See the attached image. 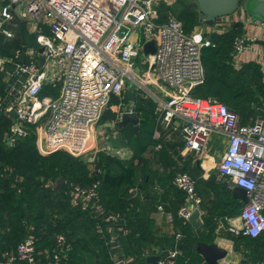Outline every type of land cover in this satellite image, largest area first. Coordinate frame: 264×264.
<instances>
[{
  "label": "built area",
  "instance_id": "1",
  "mask_svg": "<svg viewBox=\"0 0 264 264\" xmlns=\"http://www.w3.org/2000/svg\"><path fill=\"white\" fill-rule=\"evenodd\" d=\"M160 1L0 0V32L12 37L14 33L4 25L22 20L36 44L17 50V61L0 54V70L6 77L0 111L11 116L12 133L24 135L33 126L41 153L65 149L84 156L96 141L98 122L111 96H120L131 84L155 101L161 123L168 125L175 118L182 124L186 150L198 154L207 146L212 132L225 133L227 143L219 157L218 173L225 177L228 188L242 187L247 197L239 210L240 223L227 228L236 235L256 237L264 232V115L244 124L236 111L217 99L192 95L205 74L201 47L211 41L199 29L184 31L173 17L159 21ZM254 28L261 34L257 36ZM260 35L264 36V21L256 19L253 29L234 37L231 55L233 66L238 68L246 62L257 63L264 81V46L256 42ZM150 39L155 40L156 51L147 55L142 45ZM21 55L24 60H20ZM39 56L44 58L42 64ZM137 57L144 64L142 69L135 64ZM46 85L56 93H42ZM120 106L110 104L118 114L134 111L132 103ZM12 141L10 137L9 143ZM103 145L101 149L121 158H128L132 152L112 146L107 139ZM98 184V179L87 185L70 182V201L110 222V256L117 264H127L126 258H115L114 254L121 247L118 235L128 229L124 220L114 222L122 218L117 212L103 208ZM172 184L184 192L185 200L177 214L187 221L201 201L195 178L186 171L176 172ZM131 191L136 192V186ZM156 208L163 210L161 204ZM165 215L172 221L170 212ZM174 237L168 254L156 264L173 263L181 233L174 232ZM68 249L65 236L58 233L55 247L37 255L36 239L28 234L13 250L5 252L0 264H61ZM216 264L232 263L221 258ZM241 264H264V260Z\"/></svg>",
  "mask_w": 264,
  "mask_h": 264
},
{
  "label": "trees",
  "instance_id": "2",
  "mask_svg": "<svg viewBox=\"0 0 264 264\" xmlns=\"http://www.w3.org/2000/svg\"><path fill=\"white\" fill-rule=\"evenodd\" d=\"M157 11L159 21L173 17L181 22L184 31L193 30L201 22L194 1L176 0L174 4L161 1ZM4 26L14 34L13 38H7L0 32V54L17 61L15 52L33 46L34 36L28 32L25 21H13ZM241 31V24L236 22L226 31L210 35L211 44L201 47L204 78L191 93L194 97L217 99L230 110L236 111L241 123L247 124L253 123L255 117L264 115V81L257 63L246 62L239 68L232 64V42ZM23 57L21 55L20 60H24ZM4 82L3 71L0 70V96L6 94ZM42 93L53 94L56 90L46 85ZM130 102L139 117L138 125L123 126L115 147L122 146L120 141L124 140L123 145L132 150L131 155L121 158L100 149L94 161H87L83 156L73 155L65 149L41 153L33 126L24 135L12 133L11 116L0 111V261L5 252L13 250L28 234L35 237L37 255H42L55 247V235L62 233L69 243V249L61 264H85L82 259L87 255L93 258V264H117L110 256V243L107 242L110 222L81 209L79 205H73L68 194L70 182L87 185L99 180L98 200L106 211L113 210L122 217L114 222L125 221L128 231L126 234L120 233L117 239L124 257H133L135 264H146V251H152L160 242L152 238L146 225L150 221L148 214L158 204L162 205L163 211L173 215V233H181L179 253L173 264H189L196 255L194 250L198 241L212 242L217 219L237 215L243 204L234 199L224 182L219 183L213 198L207 201L201 231L194 232L191 223L183 221L177 214L185 200L183 191H174L179 199L169 208L164 202L167 196L161 194L157 198L144 189L141 182L137 181L138 164L143 160L146 147L155 143L152 131L157 120L156 103L150 96L144 95L141 89L132 86L126 87L120 96L112 95L109 104L120 103L122 108ZM116 115L117 112L108 107L99 122L114 119ZM10 137L13 140L11 144ZM112 142L115 141L112 139ZM183 170H187L185 166ZM173 175H168L162 184L166 192L176 188L172 184ZM59 178L63 179V183L57 188ZM133 186H136L137 191L130 193L129 188ZM263 234L252 237L242 233L232 239L236 245L242 242L245 246L259 248L264 241ZM169 238L170 246H173L174 234ZM261 251L263 255L259 254ZM244 257V261L264 260V250L245 253Z\"/></svg>",
  "mask_w": 264,
  "mask_h": 264
},
{
  "label": "crops",
  "instance_id": "3",
  "mask_svg": "<svg viewBox=\"0 0 264 264\" xmlns=\"http://www.w3.org/2000/svg\"><path fill=\"white\" fill-rule=\"evenodd\" d=\"M255 20L256 19H254L252 15H250L244 9V6L241 5L240 3L237 9L234 10V12L231 15L218 17L213 24L200 22L194 27V29L201 30L202 33L209 38L211 34L215 32L222 33L226 31L229 27H231L233 23L237 22L241 24V29H242L241 32L243 33L245 31H248L249 29L251 30V28L253 29ZM254 30L257 36L261 34L260 30H257L255 28ZM260 37L264 38L263 35L262 36L260 35ZM33 46H36V44H34ZM128 85L129 86L127 87H132L131 84ZM130 103H128V105ZM124 106L127 107L126 105ZM133 109L135 112V106ZM155 111H156V107H155ZM119 117L120 114L117 113L114 119L102 123L98 122L99 127L97 133H102L103 130L105 131L106 128H109V131L107 130L106 133L112 135L111 138V142H112V139L114 141L118 140L117 139L118 136L120 137L118 133L120 134V129L123 126L128 124L129 125L131 124V126L138 125V123L132 124L131 122H126L122 127H119L117 124ZM159 117L160 115L156 111L157 120H156V125L154 126L152 131V139L155 143L148 145L144 151V154L142 156L143 160L140 161V163L138 164L139 170L137 175V181L139 180V182H141V185L144 186V189L146 188V191L151 196L157 198H159L161 194L167 196V199L164 202L167 205V207L171 208L172 205L174 203H177L179 199L178 196L174 195V191L175 193L176 192L182 193V190H179L176 187L166 192L165 189L162 188V184L164 181L167 180L166 178L168 177V175H173L176 172H180L181 170H183V166H185L187 170H183V171H187L191 176H193L196 179L198 183V185L196 183V192L198 196L201 197V201L198 207L200 212L199 214L201 219V225L198 228H194L193 226L192 228H193V232L196 230L201 231L203 225L204 213L208 207L207 201L213 198L214 196L213 194L216 188L218 187L219 183L224 182L225 186L228 188L225 177L219 175L217 170L218 162L220 160L219 157L227 143L226 135L225 133L218 130L216 132H212L207 146L197 154L194 151H188L184 148V141L182 140L181 137L182 124L177 119L174 118L170 122V124L165 125L164 123L160 122ZM158 120L159 122H157ZM103 126H107V127L105 128ZM97 138L98 136L96 137L94 146H96ZM111 144L112 146L115 147L113 143ZM120 144H122V146L120 147H126L123 145L124 140H122V142L120 141ZM91 161H94V159ZM136 162H138V160H136ZM230 190L232 194V189ZM129 192L131 193V187L129 188ZM234 199H236L237 202L240 203L241 205L244 204L245 202L244 200L238 197L237 198L234 197ZM165 212H166L165 210L160 211L157 210L156 208L155 210L151 211L148 214L150 221H148V224L146 225L147 228L149 229L150 232L149 234L152 235V238L154 240L158 239L160 240V242L154 246L152 251L150 252L146 251L147 255L159 254L160 251H162V249L168 251L172 247L170 246L169 237L174 234L173 225H172V221H170L167 218V215H165ZM238 215H239V211L235 216H229L223 218L219 217V219H217V225L214 229L215 234L212 240V242L214 241L218 246H221L227 250V255L223 258L229 260L232 264H241L245 260L244 257L245 253H251V252L256 253V251L258 250H264V241H262L261 247L259 248H256L257 246L255 248L251 246L249 247L245 246L242 242H240L238 245L234 244L232 237L238 236L242 233H238L236 235L233 232H230L227 227L231 224L234 225L240 223ZM164 216L165 219L163 220ZM262 236H264V234ZM166 240H168L167 244L165 242ZM262 253H263L262 251L259 252L260 255H263ZM195 254L196 255L193 256V260H191L189 264H207L202 255L198 254L196 251ZM114 257L115 258L124 257L122 247H120V249L117 250V252L114 254ZM124 258L127 259V264H135L134 263L135 261H133V257L128 256ZM82 261L85 262V264H93V258H91L90 255L85 256L82 259ZM145 262L146 264H150L147 261Z\"/></svg>",
  "mask_w": 264,
  "mask_h": 264
},
{
  "label": "water",
  "instance_id": "4",
  "mask_svg": "<svg viewBox=\"0 0 264 264\" xmlns=\"http://www.w3.org/2000/svg\"><path fill=\"white\" fill-rule=\"evenodd\" d=\"M197 3V9L199 12V19L202 23H210L214 22L216 18L226 15H231L234 10L240 4L241 0H190ZM246 4V11L254 19H259L264 21V0H244ZM257 43L264 46V38L257 39ZM156 42L154 39L147 40L143 43L142 49L145 51L147 55H151L155 53ZM42 51V48H39V52ZM39 63L42 64L44 58L39 56ZM13 117L16 116L15 110L11 111ZM139 121V117L136 112L123 111L120 113V117L117 121L119 127H122L126 122H131L132 124H136ZM57 188H60L63 179L59 178ZM232 195L234 197L241 198L246 201L247 197L245 194V190L242 187L236 186L232 189ZM199 209L195 208L188 217V221L194 228H198L201 225V219L199 214ZM165 216L163 217V220ZM195 251L202 255L205 262L207 264H216L220 258H223L227 255V250L221 246H218L214 241L213 242H205L198 241L195 246ZM168 254L167 250L162 249L159 254H149L146 256L145 261L150 264H156L159 259H164Z\"/></svg>",
  "mask_w": 264,
  "mask_h": 264
},
{
  "label": "rangeland",
  "instance_id": "5",
  "mask_svg": "<svg viewBox=\"0 0 264 264\" xmlns=\"http://www.w3.org/2000/svg\"><path fill=\"white\" fill-rule=\"evenodd\" d=\"M161 1H164L166 4H174L176 1L175 0H161ZM160 1V2H161ZM241 5H243L244 6V9L246 10V4H245V1L244 0H241ZM248 12V11H247ZM13 31H15L14 29H13ZM7 38H11V37H7ZM13 38V37H12ZM142 58H144V56H142ZM135 64L139 67V69H142V67H144V64H141V62H140V58L139 57H137V59L135 60ZM3 78L5 79L6 77H5V75H3ZM4 81V80H3ZM5 83V82H4ZM129 83H132L133 85H134V82L130 79V81H129ZM126 86V85H125ZM132 86V85H131ZM110 108V104H108V106L106 107V108ZM105 108V109H106ZM103 127H107V126H103ZM30 130V129H29ZM107 130L109 131V128H106V130L104 131L103 130V132L102 133H97V135H96V137L98 136V138H97V143H96V146H94V144H91V145H89V148H88V150L86 151V154L83 156L84 157V159L85 160H87V161H91V160H93L94 158H95V154H96V152L100 149V148H102L103 146H105V145H103V140H106L107 139V142H109V143H113V145H116V141L115 142H111V138H112V135L110 134H108V133H106L107 132ZM117 134V133H116ZM37 137V136H36ZM95 137V138H96ZM119 137V136H118ZM112 145V144H111Z\"/></svg>",
  "mask_w": 264,
  "mask_h": 264
},
{
  "label": "flooded vegetation",
  "instance_id": "6",
  "mask_svg": "<svg viewBox=\"0 0 264 264\" xmlns=\"http://www.w3.org/2000/svg\"><path fill=\"white\" fill-rule=\"evenodd\" d=\"M241 2V1H240Z\"/></svg>",
  "mask_w": 264,
  "mask_h": 264
}]
</instances>
